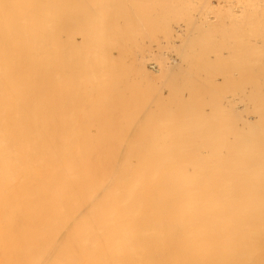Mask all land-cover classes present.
<instances>
[{
  "label": "bare ground",
  "instance_id": "1",
  "mask_svg": "<svg viewBox=\"0 0 264 264\" xmlns=\"http://www.w3.org/2000/svg\"><path fill=\"white\" fill-rule=\"evenodd\" d=\"M0 264H264V0H0Z\"/></svg>",
  "mask_w": 264,
  "mask_h": 264
}]
</instances>
